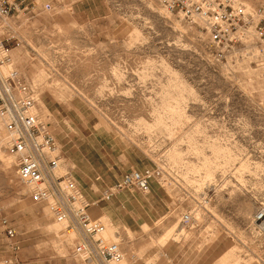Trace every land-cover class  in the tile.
Listing matches in <instances>:
<instances>
[{
	"label": "rangeland",
	"instance_id": "obj_1",
	"mask_svg": "<svg viewBox=\"0 0 264 264\" xmlns=\"http://www.w3.org/2000/svg\"><path fill=\"white\" fill-rule=\"evenodd\" d=\"M235 1L261 11L254 24L264 20V0ZM25 7L10 21V65L38 96L50 134L61 127L68 141L72 130L89 162L125 151L138 170H160L154 223L131 232L99 219L122 250L120 264H264V44L253 25L226 47L159 0ZM4 136L0 119V264H92L74 256L82 236L72 224L55 229L4 165Z\"/></svg>",
	"mask_w": 264,
	"mask_h": 264
},
{
	"label": "built area",
	"instance_id": "obj_2",
	"mask_svg": "<svg viewBox=\"0 0 264 264\" xmlns=\"http://www.w3.org/2000/svg\"><path fill=\"white\" fill-rule=\"evenodd\" d=\"M25 1L0 0V119L6 132V152L13 159L16 176L28 189L30 200L44 205L57 223H71L82 236V243L74 250L76 258L92 264H120L123 253L119 244L106 241L102 222L89 215L88 204L71 173L60 171L61 159L54 139L36 112L38 96L10 65L9 43L15 40L10 21L26 10ZM159 2L165 10L200 24L215 46L231 45L242 28L252 25L254 37L264 44V20L258 19L254 24L261 11H248L235 0ZM160 175L157 168L130 171L104 191L103 199L108 201L123 190L147 194L151 181ZM189 221V216L182 217L183 223ZM2 225L6 237L13 239L15 233L7 221L3 220ZM2 264L20 263L7 260Z\"/></svg>",
	"mask_w": 264,
	"mask_h": 264
},
{
	"label": "crops",
	"instance_id": "obj_3",
	"mask_svg": "<svg viewBox=\"0 0 264 264\" xmlns=\"http://www.w3.org/2000/svg\"><path fill=\"white\" fill-rule=\"evenodd\" d=\"M69 131L68 141L60 135V132L63 133L61 127L54 129L52 135L61 147L63 167L69 170L88 204L89 215L131 232L135 227L154 223L158 217L156 210L158 197L153 189L155 188L153 181L150 183L151 192L148 196L134 190H123L108 201L103 199L104 191L115 185L130 169L145 170V168L138 170V167L130 162L129 155L132 153L121 152L114 161L109 156V151H113L109 150L101 154V157H97L99 159L89 162L82 154L83 149L78 139L74 140L72 130ZM84 183L87 188H82Z\"/></svg>",
	"mask_w": 264,
	"mask_h": 264
},
{
	"label": "bare ground",
	"instance_id": "obj_4",
	"mask_svg": "<svg viewBox=\"0 0 264 264\" xmlns=\"http://www.w3.org/2000/svg\"><path fill=\"white\" fill-rule=\"evenodd\" d=\"M248 8V7H247ZM11 58L14 60L15 59V61H16V59L18 58V51H12L11 52ZM14 61V62H15ZM3 72L5 71V69H3L2 70ZM40 72V71H39ZM35 77V76H34ZM36 78V77H35ZM34 78V79H35ZM46 111V110H45ZM1 138H2V136H1ZM1 140V139H0ZM4 143H5V141H6V136H4V138H3V140H2ZM1 141V142H2ZM2 144V143H1ZM1 146V145H0ZM3 146V145H2ZM1 158V157H0ZM2 159H4V165L5 166H8L9 167V165H13V160H12V158H6V157H4V156H2ZM1 161H3V160H1ZM11 167V166H10ZM16 175V174H15ZM25 187V186H24ZM26 188V187H25ZM27 189V188H26ZM27 191H28V189H27ZM64 225V223H59V224H57V225H55L54 227H55V229H59L61 226H63ZM104 232H105V228H104V231H103V234H104ZM110 236H112V231H111V229H108L107 230V232H106V238L108 237V238H110ZM122 261H123V259H122ZM121 261V262H122Z\"/></svg>",
	"mask_w": 264,
	"mask_h": 264
}]
</instances>
